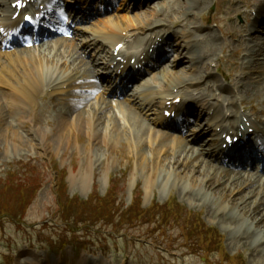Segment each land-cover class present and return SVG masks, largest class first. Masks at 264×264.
I'll return each mask as SVG.
<instances>
[{
	"label": "rangeland",
	"instance_id": "rangeland-1",
	"mask_svg": "<svg viewBox=\"0 0 264 264\" xmlns=\"http://www.w3.org/2000/svg\"><path fill=\"white\" fill-rule=\"evenodd\" d=\"M187 1L188 0H176L174 10L178 9V11L175 12V16L170 17L176 20L178 18H184L189 12V9H186ZM155 3L154 1V5ZM239 3L235 5L237 9L235 8V10L232 11L233 14H237V10L239 11L238 6L240 8L243 4L242 2ZM250 5L254 6L252 4ZM148 9L149 8H145L141 12H147ZM161 9L162 8H160L159 11H162ZM184 9L185 12L182 14ZM200 13H203V11L193 15V17H197ZM147 16H149V14ZM119 18L125 20L123 16H119ZM129 20L134 21L132 19ZM189 20H191L190 17ZM244 22V20L238 21L239 25L244 24ZM237 33L239 32H233V35ZM215 45L216 51L209 56L210 58L208 60L213 61L216 59L219 45L218 40L215 42ZM220 50L221 48H219V51ZM241 64L242 63L239 65ZM168 65H170V63L164 66L167 68L166 71L160 69L159 75H156L155 78L162 80L161 83H163L164 88L161 92L162 94L167 92L165 83L172 82L174 86L179 88L186 77L193 82L190 83L191 86L193 85L191 91H202L203 81L200 82L196 80L198 73H196L195 76H189L188 72H183L184 66H188L187 63H184V66L182 63L179 64L182 65L183 68H181L182 66L175 65V63L170 67H166ZM221 66L223 65L221 64ZM235 70L236 71H234L233 64H228L225 65L221 74H216V72L213 73L222 85H226L228 82V75L232 76L234 74L233 77L235 78L236 74H238L237 78L246 75L247 78L244 80V83H242L243 90L245 89L244 94L246 95L244 98L246 99L247 105L249 104V111L254 116H258V119L261 120L264 117V94L256 97L253 95L251 88L260 84L261 81H263L264 86V73L255 74L257 69L243 71L241 66ZM260 70L264 72V67ZM84 71H82V73H84ZM201 72L203 78H205L206 73H204L203 70ZM2 74H4V72H2L1 75ZM0 88V181L2 183L5 182L9 173H13V175L17 174V176L14 175V180L16 179L18 184H25L29 179L34 177H37L40 181V188L34 196L36 198L33 204L29 206L26 211L23 210L24 214H20V218L17 219L20 222L26 223V231L22 232L24 229L19 230L17 227L7 224V238L0 234V264H25L34 262L35 259L37 262L40 261L41 264H80L84 254L87 256L88 261H91L90 264H208L201 254L194 255L183 249V239L179 240L180 244L174 241L180 233L177 228L170 231L175 233L173 236L174 240L168 234L170 232L167 233L169 238L164 240L163 237L166 232L163 231L157 232L153 238L150 239L147 236V230L145 228L128 230L129 233H132L129 235L130 237L122 236L127 233V230L123 231L122 235L117 237H110V231H104L102 234L91 236V239L96 240L95 244L97 249L91 248L87 250V254L81 250H76L77 247L73 248L72 245L64 248L62 251L55 252L49 250L48 247L42 244V246L36 245L40 238H42V240L55 239L57 234L60 233L58 232L59 225L55 223L53 217L54 212L58 210V206L56 205V184H58L61 179L60 176L63 175L66 176V183L68 185L67 191L70 199L78 197L83 201L87 200L94 191L104 196L109 186L110 177H116L119 183V187L117 188L119 202L122 204L123 210L130 207L133 197H138L137 195H133L137 188H140L143 193V208H148L152 202L165 204L169 199L174 198L188 210L193 211L195 215H203L204 221L220 232L225 238L226 251L231 256L242 255L247 264H264V253L254 255L252 252L255 249L254 240L258 242L262 241L264 245V227H252L251 231L253 232L254 240L251 241L250 238V240L245 238L243 240L239 239L238 241V239L235 240L234 237L238 231H232V229L229 228V221L225 222L220 220V218L215 215L218 206L223 207L230 204L229 198L231 199L234 194L230 187H228V180H226L227 182H221L223 184L221 192L224 193L225 197L220 201L219 196L221 192L219 191L211 196V193H213L211 190L210 193L200 191L201 188H199L200 190L198 188L196 189L190 184L191 182L188 183L183 179L175 180L174 178L170 179V183H166V181L160 178L162 171L161 167L171 161V156L168 154L165 157V150L163 151L158 148L157 152L154 153V150L152 151L147 148L148 146L145 147V136L147 134L142 135L144 137H140L142 139H140V141L135 137H131L134 141H127L121 136L116 146H113L111 141L113 135L110 133L109 129L105 128L101 130V125L98 126L97 124L96 129L95 127L91 128L85 120L84 124L74 123L73 126H70L68 122L69 119L64 118L65 112L62 113V117L58 118L56 116L57 111L47 97H38L35 102L29 104V102L24 101L20 94L14 92L12 87L2 86ZM157 95L158 93L154 92V96ZM251 108H255L254 112ZM10 109H12L15 114L12 115V117H10ZM218 112L219 114L217 117L220 118L221 110L218 109ZM99 116L100 115H98L97 118L102 120ZM231 119H234V116L231 117ZM113 120L116 122L115 120L117 119ZM203 120H205V118L201 121ZM143 121L146 122L145 120ZM100 123L103 122L100 121ZM204 123H206V121ZM204 123L196 124L204 126ZM74 126L75 128L70 129ZM191 133L193 135L192 131ZM196 137L197 138H194L190 135L188 139L182 138V136L180 138L185 139V141L190 139L189 141L192 142V145L189 144L190 147L204 149L205 153L199 155L198 160H213L210 165L221 169L219 166L220 162L218 158L216 160L215 154H211L213 159H209L206 154L209 151L212 152V149L206 148L209 146L207 142L211 139V136H205L204 133ZM155 138L156 136L154 139ZM203 140L206 141V143H203ZM156 141H158V139ZM145 158L147 163L145 162ZM158 158L159 160H156ZM216 163L218 165H216ZM29 167H33L36 171L30 173ZM25 169H27V171ZM201 171L202 170H198V172ZM40 174L41 176H39ZM188 174L190 173L188 172ZM194 176L196 179L200 178L198 174ZM24 178H27V180L22 181ZM249 191V189L246 190V193ZM246 193L240 195L241 200L245 198ZM207 195L209 199H207ZM257 198L258 200L261 199L259 196ZM62 199L64 200V198ZM254 199L251 201L252 204L256 201V198ZM0 202L4 204L2 200H0ZM5 202L7 207H10L17 213L22 212L16 209L17 206L14 205L16 204L15 201L11 203L9 196L6 197ZM247 218H249V215L242 218L240 222L244 223ZM260 218L261 216H253L250 218V222H258ZM251 223H245L244 229L251 226ZM47 224L48 228L45 229L43 226ZM111 229H113L112 225ZM80 235H82V233L77 234V237ZM144 236H146V238ZM105 246H107L106 251L103 249ZM162 247L169 251L166 253ZM170 248H173L174 251H170ZM32 256H35V259L30 258ZM215 258L216 257H212V261H215Z\"/></svg>",
	"mask_w": 264,
	"mask_h": 264
},
{
	"label": "bare ground",
	"instance_id": "bare-ground-1",
	"mask_svg": "<svg viewBox=\"0 0 264 264\" xmlns=\"http://www.w3.org/2000/svg\"><path fill=\"white\" fill-rule=\"evenodd\" d=\"M154 1L156 2L155 4H158L157 6H159V5H161V6L162 5L172 6V5L176 4V0H167V1L162 0L161 2H157L158 0H154ZM154 1L148 3L146 6L150 7V6L154 5ZM187 2L188 3L186 5L187 6L186 9H189V12L187 15H189L190 13L191 14L193 13L192 16L198 14L201 11L204 12V10L208 9L209 6L212 4V0H188ZM235 8L237 9V6H235ZM238 9H240L239 6H238ZM159 12L161 13L162 11H159ZM184 12H185V9L183 10L182 14ZM237 12H239V11L237 10ZM179 20H182V18H178L176 21L179 22ZM184 20L186 22L185 23L186 27L188 25L193 24L192 20H189V17H186V19H184ZM263 20H264V11L259 8L258 18L255 19V22L249 26L251 28L250 31L252 33V35H251L252 42L254 43V47L251 50V57H250L249 61H250V63L253 61L256 64V66H258V67H260L261 65L264 64V59H263V62H261V63L258 62V60H257V57L259 56V54H261V56L264 58V34L259 36V34H258L259 31L256 28H260L264 25ZM109 25H111V24L109 23ZM103 26H104V28L102 29V32H104V31L106 32V35L108 36L107 39L109 40L110 45L113 46L112 49H114V47L118 43H121L124 40V38L120 34L118 35L120 38H118V36L112 34L111 31H113L115 29V28L113 30L110 29V28H112V25L109 27L108 25H106V23H104ZM244 28L245 27L240 29L239 33L234 34L233 36H235L237 38H242L243 32H245ZM260 29L264 32V28H260ZM170 31H171V29L169 31H167V33H170ZM199 32H200V30L196 29V33L198 34ZM197 34H194V37L192 38L191 41H189V43L186 46L185 52H187V50L190 48V53H186L187 55H186L185 59L188 60V64L190 63L191 66L190 67L188 66V68H186L184 66L183 72H188V73L195 72L194 68H198V66H200V64L202 63V59L214 54V52L216 51L215 42L217 41V38H216L215 34L208 33L203 38H201L199 34L197 36ZM183 37H184V35L181 36V38H183ZM61 44H63V43H61ZM59 45H60L59 43H56L55 45L51 46V49H53L54 47H58ZM68 46H69V48H73V45H68ZM77 48H78V52L74 53V55L73 54L71 55L72 59H73V57H76V56L78 57L77 54H79V56L81 57V52L83 50L81 49L80 46H78ZM173 51H175V49H173ZM58 52L60 53L59 50H58ZM59 53L55 54V58L57 59V62L55 61V63L51 62V58H50L51 52H49V54L47 55L48 57L46 56L45 58H43V56H41V55L34 56V54L32 52H30V50H26V52L24 54H30L31 56H33V57H31L32 60H27V61L25 60L26 55L16 54V56L11 57V59H9V61H7L3 64H0V65H4V67H3L4 74L0 75V83H5V84L10 83L13 80L14 76L16 77L18 69L21 68L22 73H23V79H24L23 82L26 84L25 89L22 91L23 96L26 97V100L30 99L31 101H33L32 98H34V96L36 95V90L37 91L39 90V93H40V90L42 87V86H40V82L47 78L48 72L47 71L45 72V70L43 68L49 67V66H52V67L57 66L58 67L60 65V63L63 61V59H62L63 54H59ZM71 53H73V51L67 52V54H71ZM7 54L8 53H5L4 56L7 57ZM133 54H135V53H133ZM1 55L2 54L0 51V56ZM183 55H185V53H182L181 55H179V57L183 56ZM0 61H1V59H0ZM208 62L210 63L211 60ZM181 63H179V64H181ZM81 64H84V63H81ZM167 64H169V63H167ZM207 64H208L207 62L204 63V65H207ZM170 65H171V63H170ZM163 66L164 65H160L158 67L159 70L162 69L163 71H166L167 68H165ZM181 68H183V66ZM92 69H93V72L91 71ZM87 71L88 72L91 71L93 73V76L97 77L94 74L96 71H94L93 64H91L89 68L87 67V69L83 73V76H86ZM63 79H66V78H63ZM99 80L101 83H102V81H106L105 79H102L101 77L99 78ZM166 80H167V78H166ZM64 81H67V80H64ZM213 82H216L215 78L213 79ZM165 85H166L167 92L164 91L165 93L162 94L161 98L164 99V97H173L174 95H173L172 91L174 89H177L178 87L174 86L172 84V82L165 83ZM215 85H216V83H215ZM170 87H171V89H170ZM94 89L98 90V88H94ZM139 89H140V87L137 88L136 91ZM251 89L250 90L252 91L254 96L257 97V96L263 95L264 94L263 81H261L260 84L255 85ZM246 90H248V89H246ZM136 91L134 93L135 96L138 95L142 99L146 98V97H150V99L153 100L155 98L154 92L151 93V95H150V94H147V91L141 92L139 94ZM227 93L231 95L230 92H227ZM181 96L182 95L179 93L178 95L175 96V98H178ZM209 96L211 98L215 99L214 94L211 93ZM187 98H191V97H187ZM213 99H211V100H213ZM230 99H232V98L230 97ZM191 100L195 103L199 99L192 97ZM107 102H108L107 100L103 99L102 105L106 106ZM86 103H87V101H86ZM86 103H85V101L81 102L79 104L70 103V105L68 107L69 112L71 114L72 113H79L78 111H80L81 108H83V106L87 107ZM207 105H204V107L199 108V112H197V114L199 116L198 117L199 121H201L206 116H208L209 111L213 108V106H212L208 110V113L206 114ZM110 106H111V103H110ZM116 107L121 108V103H118V105ZM92 108L93 107H91V109ZM234 108H235V106H234ZM103 111H106V110L105 109L103 110V108L101 107L99 109H95L93 112L89 113V115L87 114L86 116L79 114V116L76 117L75 123L84 124V120H85L86 123L89 124L88 126H90L91 128L95 127V129H96V124L98 126H100V125L102 126V124H103V123H100L101 119L97 118V116L100 115L101 112L103 113ZM235 111H236V113H235ZM121 112L123 114L122 118L124 119V123L121 122L115 115V117L111 116V118L108 119V124L109 123L110 124L109 125L107 124L108 126H106V128L109 129L110 133L113 135V137L111 138L113 146H116V144L119 142V138H121L122 135H124V137L126 139H127V136H129V140L131 139V137H135L136 139H139V141H140V139H141L140 137H144L142 135H145L149 132V138L151 141V145H149L150 149L152 151L154 150V153H156L157 149L159 148V149H162L163 151L165 150V152H164L165 157L168 154L171 156V161L164 164V166L161 167L162 171L160 174V178L163 179L164 181H166V183H168V182L170 183V179H174V178H175V180L183 179V180H186L188 183L191 182L190 184H192L194 188H196V189L201 188V190L199 189L200 191H206V192L210 193V190H211V192H213V193H211V196H212V194L214 195L217 191L221 192V187L223 185L221 182L228 180V187H230L231 191L234 194H233L231 199L229 198L230 204H228L227 206H223V207L218 206L215 215L217 217H219L220 220H223L225 222L229 221V223H228L230 225L229 228H231L232 231H236V230L238 231V233L234 236L235 240L238 239V241H239V239L243 240L245 238L246 239L250 238L251 241L254 240L253 232L251 231L252 227H256V226L257 227L258 226L264 227V178L262 176L246 175L245 173L238 171V170H240V168H238V170L236 171V170H233L230 168L229 169H222V168L220 169V168H216L214 166H211L210 164L212 163L213 160L212 161H209V160L204 161L202 159H200L202 161L198 160L199 155H202L205 153L203 148L195 149L193 147H190L189 144L192 145V142H190L189 140L185 141L186 138L182 139V138L177 137V136H167L165 133H162V132H158V133L154 132L151 128L152 125L141 120L138 112L136 113V112L132 111V113H131V111L130 112H127V111L124 112L123 110H121ZM181 113L182 114L186 113L185 107ZM189 113H191V112L189 111ZM218 114H219L218 109H216V113L214 115L215 118H213L211 121L206 120V123H204V126L203 125L200 126L199 124H196V121H192L194 126H196L192 130L193 137L197 138L196 136H198V135H201L204 133H209L210 132L209 130L213 127L214 124H218L217 127H222L223 128L222 130H231L233 127L236 126V124L239 121V116L237 114V110H233L232 117L234 116V119H231V120H233V123L230 124V128L228 129L227 124L219 123V121H217V120L221 119V118L217 117ZM64 115H65L64 118H66L68 115L67 112H65ZM187 115H188V113H187ZM113 119H117V120H115L117 123L114 122ZM162 121H164V120H162ZM186 124H187L186 120L181 124L183 126L182 132H186ZM162 126L166 127L167 129H170L169 125L166 126L165 124H163ZM128 133H129V135H128ZM155 136H156L155 139L156 140L158 139V141H156L154 139ZM218 139H219V137H218ZM199 141H200V139H199ZM166 144H170V145H166ZM135 145H136V143H135ZM145 147H147V146H145ZM220 147H221V145L220 146L218 145V148H220ZM212 153H214L215 155L218 154L216 149H212V152L209 151L206 153L208 158L213 159ZM156 160H159V158ZM216 160H217V158H216ZM145 162L147 163L146 158H145ZM219 162H220V160H219ZM220 163H222V162H220ZM158 164H160V163H158ZM216 165H218V164L216 163ZM198 170H202V171L198 172ZM185 172H186V174H185ZM188 172L190 174H188ZM197 174L199 175L200 178L196 179V177L194 175H197ZM192 177H193V180H192ZM248 189L250 191L246 193V190H248ZM244 192L246 193V196L243 200H241L240 195L245 194ZM221 194L219 196L220 197L219 201L225 197L224 193L221 192ZM258 196L261 197L260 200H258V198H257ZM254 198H256V201L254 202V204H252L251 201ZM207 199H209L208 195H207ZM248 215H249V218L245 219L246 221H244V223H241L240 221L242 220V218H245V216H248ZM253 216H261V218L258 222H252L251 223L250 218H252ZM247 222L251 223V226L246 228L247 229L246 230V229H244V225ZM240 242H242V241H240ZM253 242L255 244V247L253 246L255 248L252 251L253 254L256 255L259 253L260 254L264 253V245L262 244V241L258 242V241L254 240ZM81 263L82 264L85 263L84 259L82 260ZM25 264H38V263L31 262V263H25Z\"/></svg>",
	"mask_w": 264,
	"mask_h": 264
},
{
	"label": "trees",
	"instance_id": "trees-1",
	"mask_svg": "<svg viewBox=\"0 0 264 264\" xmlns=\"http://www.w3.org/2000/svg\"><path fill=\"white\" fill-rule=\"evenodd\" d=\"M25 170L27 171V169ZM32 171L36 170L29 167V172ZM14 175L17 176V174ZM14 175L9 173L5 182L0 181V200L4 202V204L0 202V227L2 228L9 222H19L17 220L20 218L19 215L24 214V211L32 205L36 198L34 196L40 188V181L37 177L29 179L25 184H18V181L14 180ZM26 180L27 178H24L22 181ZM64 180L63 176L57 185L58 210L54 217L59 218L66 227L83 230L87 234L94 231L101 233L107 230L112 234L120 235L126 227L134 229L137 226H166L165 228H167L171 225L181 224L180 227L186 232L187 240H195V243L201 244V240L211 237V231L206 230L200 219L190 215L176 202L171 201L163 207L154 205L151 209L144 210L141 206V200L138 198L130 208L123 210L122 204L119 202L118 183L112 181L105 197L95 193L88 201H82L78 198H69ZM7 196H9L11 203L16 202L14 205L17 208H14L22 212L17 213L7 207L5 202ZM111 225L113 229H111ZM210 244L214 243L211 242Z\"/></svg>",
	"mask_w": 264,
	"mask_h": 264
}]
</instances>
